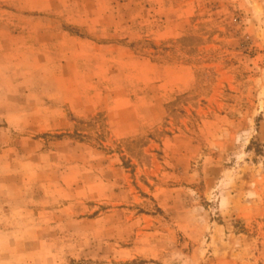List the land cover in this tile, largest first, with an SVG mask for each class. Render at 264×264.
Wrapping results in <instances>:
<instances>
[{"label": "rangeland", "instance_id": "1", "mask_svg": "<svg viewBox=\"0 0 264 264\" xmlns=\"http://www.w3.org/2000/svg\"><path fill=\"white\" fill-rule=\"evenodd\" d=\"M0 264H264V0H0Z\"/></svg>", "mask_w": 264, "mask_h": 264}]
</instances>
